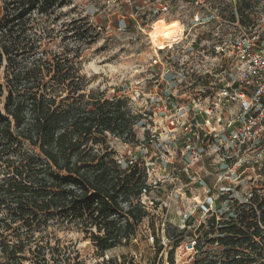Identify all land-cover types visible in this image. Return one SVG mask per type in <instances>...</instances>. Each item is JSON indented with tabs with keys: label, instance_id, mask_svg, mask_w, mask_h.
<instances>
[{
	"label": "rangeland",
	"instance_id": "1",
	"mask_svg": "<svg viewBox=\"0 0 264 264\" xmlns=\"http://www.w3.org/2000/svg\"><path fill=\"white\" fill-rule=\"evenodd\" d=\"M118 1L58 0L48 5V14L36 10L22 21V43L13 55L18 69L31 67L34 59L43 55L49 61L60 56L62 64L67 59L80 63L81 74L87 79L85 101L92 97L128 101L132 114L139 116L133 126L136 139L127 143L109 136V141L120 164L144 167L150 191L141 200L148 217L139 226L132 246L107 251L103 258L78 225L57 227L53 221L41 230L37 225L35 235L59 246L60 256L69 257L71 264H101L122 255L133 258V264H194L196 260L218 259L223 250L211 242L217 229H208L210 219L226 221L240 205H247L232 196V200L219 196L232 187L244 200L253 186L251 178H259L260 172L257 167L252 169L256 166L253 152L247 154L251 167L245 177L233 181L212 159L191 162L185 137L193 130V109H188L185 117L178 110L185 101H208L204 98L211 92L200 86L215 81L216 59L210 43H216L228 30L219 31L218 26L223 21L232 24L240 20L257 28L264 18V0H199V5L196 0H134L132 7ZM5 3L0 0V21ZM175 22L182 32L166 39L161 30ZM39 39L41 49L34 45ZM76 54L79 60H73ZM11 68L5 62L0 82L4 83ZM185 123L190 125L187 129ZM176 145L180 147L177 152ZM23 150L38 155L28 147ZM161 155L175 163L167 164ZM147 163L154 166L149 169ZM256 188L264 195V186ZM6 215L0 208V219ZM203 225L204 229L200 228ZM11 229L26 230L19 223ZM183 229L186 233L180 235Z\"/></svg>",
	"mask_w": 264,
	"mask_h": 264
},
{
	"label": "trees",
	"instance_id": "2",
	"mask_svg": "<svg viewBox=\"0 0 264 264\" xmlns=\"http://www.w3.org/2000/svg\"><path fill=\"white\" fill-rule=\"evenodd\" d=\"M57 1L6 0L0 21V74L5 62L12 67L0 82V208L7 211L0 219V264H71L59 246L36 237L37 225L39 230L53 221L57 227L78 225L103 258L107 251L132 246L148 217L141 200L150 191L144 167L120 164L109 141V136L127 143L136 139L139 116L128 101H85L80 63L62 64L60 56L49 61L43 55L29 68L15 67L22 21L36 10L48 14V5ZM41 43L34 45L41 49ZM27 147L38 155H29ZM239 208L226 221L210 219L208 229H217L211 242L221 246V256L194 264H264V196ZM18 223L26 230L14 232ZM132 260L122 255L101 264Z\"/></svg>",
	"mask_w": 264,
	"mask_h": 264
},
{
	"label": "built area",
	"instance_id": "3",
	"mask_svg": "<svg viewBox=\"0 0 264 264\" xmlns=\"http://www.w3.org/2000/svg\"><path fill=\"white\" fill-rule=\"evenodd\" d=\"M118 2L132 7L134 0ZM199 4L200 1L196 0V5ZM226 27V34H222L216 43H210L216 59L212 76L215 81L200 86L211 92L204 98L208 101H185L178 113L182 111V117H185L188 109H193V130L185 137L191 162L212 159L215 167L225 168L227 178L233 181L245 177L251 167L247 154L254 153L256 166L252 169L257 167L260 173L259 178H251L254 187H251V192L240 200L230 187L219 196L250 204L257 196H264L255 189L256 186H264V18L257 28L237 20L232 24L223 21L217 30L223 31ZM167 73L171 72L168 70ZM187 122H190V117ZM185 125L184 129L190 126ZM179 150L176 145L175 151ZM161 158L167 164L175 163V159H163L164 155ZM146 165L149 169L154 166L151 163ZM223 178L221 175L220 180Z\"/></svg>",
	"mask_w": 264,
	"mask_h": 264
},
{
	"label": "bare ground",
	"instance_id": "4",
	"mask_svg": "<svg viewBox=\"0 0 264 264\" xmlns=\"http://www.w3.org/2000/svg\"><path fill=\"white\" fill-rule=\"evenodd\" d=\"M172 26V27H171ZM169 25L168 27H163L164 29L161 30L162 35L167 39L171 38L172 36H176L177 34L182 32V28L179 27L180 25L178 23H174L172 25ZM162 29V28H161Z\"/></svg>",
	"mask_w": 264,
	"mask_h": 264
}]
</instances>
